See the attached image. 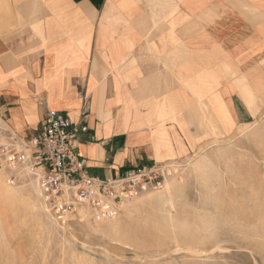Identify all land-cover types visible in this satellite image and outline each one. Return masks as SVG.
Segmentation results:
<instances>
[{
    "label": "crops",
    "instance_id": "1",
    "mask_svg": "<svg viewBox=\"0 0 264 264\" xmlns=\"http://www.w3.org/2000/svg\"><path fill=\"white\" fill-rule=\"evenodd\" d=\"M263 77L264 0H0L7 124L23 135L62 112L103 180L185 162L211 116L217 132L251 123Z\"/></svg>",
    "mask_w": 264,
    "mask_h": 264
},
{
    "label": "rangeland",
    "instance_id": "2",
    "mask_svg": "<svg viewBox=\"0 0 264 264\" xmlns=\"http://www.w3.org/2000/svg\"><path fill=\"white\" fill-rule=\"evenodd\" d=\"M200 86V98L207 96ZM245 102L251 123L232 132L221 121L217 132L211 116L202 123L205 144L172 164L159 186L123 197L113 218L84 208L60 222L19 148L26 144L32 155L40 125L19 134L0 98V264H264V100Z\"/></svg>",
    "mask_w": 264,
    "mask_h": 264
},
{
    "label": "built area",
    "instance_id": "3",
    "mask_svg": "<svg viewBox=\"0 0 264 264\" xmlns=\"http://www.w3.org/2000/svg\"><path fill=\"white\" fill-rule=\"evenodd\" d=\"M79 127L62 112L49 109L31 140L32 155L27 157L22 150L25 162L33 161L34 170H38H33V175L39 180L42 200L55 220L62 222L82 207L113 218V207L122 203L123 197H130L140 188L159 186L170 175L172 166L164 164L127 168L110 180L91 175L75 146L81 133ZM25 148L29 149L27 145ZM109 204L112 209L107 208Z\"/></svg>",
    "mask_w": 264,
    "mask_h": 264
},
{
    "label": "bare ground",
    "instance_id": "4",
    "mask_svg": "<svg viewBox=\"0 0 264 264\" xmlns=\"http://www.w3.org/2000/svg\"><path fill=\"white\" fill-rule=\"evenodd\" d=\"M253 73V72H252ZM258 77V76H257ZM205 78V77H204ZM264 78V77H263ZM206 79V78H205ZM203 83V86H204V90L206 91V92H208V95H210L211 94V92L213 91V89H214V86L216 85L215 83H210L208 80H206L205 82H202ZM185 86V85H184ZM260 86V85H259ZM60 87H61V84H60ZM60 87H59V90H60ZM199 88V87H198ZM257 88H259V87H257ZM264 90V89H263ZM209 107V106H208ZM55 110V109H54ZM201 112V111H200ZM5 123V125H6V127L7 128H9L8 127V125L6 124V122H4ZM10 129V128H9ZM13 132V131H12ZM19 134H21V133H19ZM22 135V134H21ZM25 146L26 145H23V144H20L19 145V148H20V150L22 151V150H25V152H29L30 153V150L28 149L27 150V148H25ZM26 155H28L27 153H26ZM28 157V156H27ZM204 158V157H203ZM202 158V159H203ZM209 161V160H208ZM198 164H197V166L198 167H196V168H200L201 166H202V164H206V160H201V161H199V162H197ZM209 163V162H208ZM195 167V166H194ZM203 167H205L204 165H203ZM199 170V169H198ZM201 170H202V168H201ZM205 170H206V168H205ZM28 171H30V172H32L30 169H28ZM200 171V170H199ZM196 172H198V171H196ZM170 175H171V173H170ZM169 176V175H168ZM177 183V182H176ZM37 184L39 185V180H38V178H37ZM169 183H166L165 184V186L167 187V185H168ZM169 186V185H168ZM175 187V186H174ZM173 187V188H174ZM171 188V187H170ZM40 189V188H39ZM166 191V190H165ZM167 193H169V191L167 190ZM176 194V193H175ZM167 195V194H166ZM158 198L159 199H161L162 200V198H163V195H159L158 196ZM169 199H171V196L169 195V197H168ZM175 198V197H174ZM83 208V209H82ZM82 208H79V209H77V213H78V211L80 210V213L79 214H83L84 213V211H85V207H82ZM109 208V207H108ZM82 209V210H81ZM171 214V213H170ZM102 218H100V220H101ZM174 220V219H173ZM108 221H110V220H108ZM113 221H115V220H113ZM113 221H111V223H113ZM102 223V222H101ZM106 223V222H105ZM175 223V222H174ZM111 226V225H110Z\"/></svg>",
    "mask_w": 264,
    "mask_h": 264
}]
</instances>
